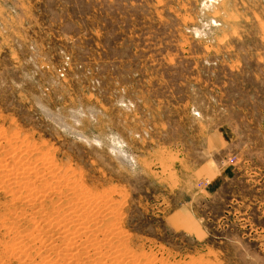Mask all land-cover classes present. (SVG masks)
Listing matches in <instances>:
<instances>
[{
    "label": "rangeland",
    "instance_id": "1",
    "mask_svg": "<svg viewBox=\"0 0 264 264\" xmlns=\"http://www.w3.org/2000/svg\"><path fill=\"white\" fill-rule=\"evenodd\" d=\"M0 159V264H264V0H0Z\"/></svg>",
    "mask_w": 264,
    "mask_h": 264
},
{
    "label": "bare ground",
    "instance_id": "2",
    "mask_svg": "<svg viewBox=\"0 0 264 264\" xmlns=\"http://www.w3.org/2000/svg\"><path fill=\"white\" fill-rule=\"evenodd\" d=\"M12 149H13V148H12ZM14 157H15V156H14ZM1 159H2V158H1ZM1 159H0V160H1ZM6 160H7V159H6ZM19 160H20V159H19ZM1 161H2V160H1ZM3 161H4V160H3ZM3 161H2V162H3ZM42 161H43V160H42ZM30 162H31V161H30ZM3 163H4V162H3ZM3 163H2V165H3ZM17 163H18V162H17ZM19 163H21V162H19ZM19 163H18V164H19ZM33 163H34V162H33ZM33 163H32V164H33ZM45 163H46V162H45ZM45 163H44V164H45ZM22 164H23V163H22ZM24 164H25V162H24ZM40 164H41V163H40ZM6 165H7V164H5V167H6ZM3 166H4V165H3ZM3 166H1V167L3 168ZM24 166H25V165H24ZM30 166H31V167H30ZM30 166H28V168H29V167L32 168L33 165H30ZM44 166H45V165H44ZM10 167H11V166H10ZM13 167H14V166H13ZM19 167H20V166H19ZM19 167H17V168H19ZM55 167H56V166H55ZM2 168H1V170H2ZM21 168H22V167H21ZM21 168H20V169H21ZM34 168H35V167H34ZM11 169H13V168H11ZM23 169H24V168H23ZM46 169H47V167H46ZM3 170H4V168H3ZM9 170H10V169H9ZM9 170H7V171H9ZM28 170H29V169H28ZM30 170H31V169H30ZM43 170H44V169H43ZM13 171H15V170H13ZM34 171H35V169H34ZM40 171H41V170H39V172H40ZM54 171H55V170H53V172H54ZM37 172H38V171H37ZM53 172H52V174H53ZM67 172H68V171H67ZM15 173H16V172H15ZM49 173H50V171H49ZM65 173H66V172H65ZM0 174H1V173H0ZM11 174H12V173H11ZM13 174H14V173H13ZM13 174H12V175H13ZM17 174H18V173H17ZM19 174H21V172H20ZM25 174H26V173H25ZM40 174L42 175V173H40ZM45 174H47V172H46ZM54 174H55V173H54ZM57 174H59V173H57ZM63 174H64V173H63ZM12 175H11V176H12ZM41 175H40V176H41ZM3 176H4V175H3ZM5 176H6V175H5ZM23 176L26 177V175H23ZM27 176H28V175H27ZM35 176H36V175H35ZM43 176H44V173H43ZM51 176H52V175H51ZM54 176H55V175H54ZM54 176H52V177H54ZM56 176H57V175H56ZM56 176H55V177H56ZM17 177H18V176H17ZM17 177H16V179H17ZM32 177H33V176H32ZM37 177H38V176H37ZM66 177H67V175H66ZM0 178H1V177H0ZM18 178H19V177H18ZM33 178H34V177H33ZM33 178H32V179H33ZM48 178H49V177H48ZM58 178H59V176H58ZM9 179L11 180L12 178H9ZM21 179H23V178H21ZM21 179H19V181H16V183H17V182H20ZM25 179H26V178H25ZM14 180H15V178H14ZM51 180H52V178H51ZM51 180H49V181H51ZM56 180H57V179L55 178V181H56ZM66 180H67V179H66ZM7 181H8V180H7ZM55 181H54V182H55ZM57 181H60V180H57ZM63 181H65V179L62 180V183H63ZM27 182H28V180L25 181V184H26ZM30 182H31V181H30ZM33 182H34V181H33ZM33 182H32V183H33ZM47 182H48V181H47ZM47 182H46V183H47ZM11 183H12V181H11ZM20 183H21V184L23 183L22 180H21ZM20 183H19V184H20ZM32 183H29V184H32ZM42 183H43V182H42ZM60 183H61V182H60ZM62 183H61V185H62ZM70 183H71V182H70ZM14 184H15V183H14ZM21 184H20V185H21ZM23 184H24V183H23ZM29 184H28V185H29ZM33 184H34V183H33ZM43 184H44V183H43ZM51 184L53 185V183H51ZM54 184H55V183H54ZM57 184H58V182H57ZM66 184H67V183H66ZM28 185H27V187H28ZM38 185H39V184H38ZM52 185H51V186H52ZM55 185H56V184H55ZM72 185H73V183H72ZM7 186H8V185H7ZM24 186H25V185H23V187H24ZM32 186H33V185H31L30 188H31ZM82 186H83V185H82ZM2 187H3V186H2ZM27 187H25V188H27ZM39 187H40V186H39ZM46 187H47V186H46ZM49 187H50V186H49ZM79 187H80V186H79ZM21 188H22V185H21ZM30 188H28L29 191H30ZM55 188H56V186H55ZM28 189H27V190H28ZM42 189H44V188H42ZM50 189H51V187H50ZM53 189H54V188H53ZM68 189H69V188H68ZM27 190H26V191H27ZM33 190H35V189H33ZM17 191H18V190H17ZM17 191L13 192V194H15ZM36 191H37V188H36ZM60 191H61V190H60ZM60 191H59V192H60ZM40 192H41V191H40ZM37 193H38V192H37ZM29 194H31L32 197H33V193L30 192ZM29 194H28V195H29ZM62 194H63V192H62ZM78 194H79V193H78ZM82 194H83V193H82ZM31 195H30V196H31ZM108 195H109V194H108ZM21 196H22V195H21ZM25 196H26V194H24L23 198H24ZM34 196H37V195L35 194ZM83 196H84V195H83ZM19 197H20V196H19ZM26 197H27V196H26ZM37 197H39V196H37ZM75 197H76V196H75ZM75 197H74V198H75ZM12 198H13V196H12ZM16 198H17V197H16ZM79 198H80V197H79ZM82 198H83V197H82ZM33 199H36V198L33 197ZM37 199H38V198H37ZM59 199H60V198H59ZM30 200H31V199H30ZM30 200L28 199V201H30ZM81 200H82V199H81ZM32 201H33V200H32ZM69 202H70V201H69ZM71 202H72V200H71ZM78 202L80 203L81 201H78ZM82 202H83V201H82ZM106 202H107V201H106ZM74 203L76 204L77 202H74ZM84 203H85V202H84ZM84 203H83V204H84ZM66 204H67V203H66ZM70 204H71V203H70ZM71 205H72V207H73V204H71ZM74 206H75V205H74ZM97 206H98V205H97ZM106 206H107V205H106ZM106 206H105V207H106ZM77 207H78V205H77ZM77 207H76V209H77ZM80 207H83V206L80 205ZM66 208H68V207H65V211H66ZM43 209H44V208H43ZM78 209H80V208L78 207ZM78 209H77V210H78ZM92 209H93V208H92ZM74 210H75V207H74ZM74 210H73V211H74ZM77 210H76V211H77ZM83 210H84V209H83ZM111 210H112V209H111ZM65 211H63L64 214L67 213V211H66V212H65ZM70 211H71L70 213H72V210H70ZM80 211H81V210H80ZM56 213H57V212H56ZM75 213H76V212H75ZM75 213H74V216L76 215ZM81 213H82V212H81ZM81 213L79 212V214L76 215V216H78V218L76 217V219H74V217H70V218H67V217L65 218V217H64V219H65L66 221H65V220H62V222H61L60 224L57 223L58 221H60V220L57 219V220H56V221H57V222H56V225H60V226L62 225V228H63L62 230H63L64 232L69 233V234H70V232L73 231V229H72L73 227H75V229H74L75 233L77 232L76 229L81 230V229H88V228H90V227L88 226V224H87V225L85 224V223H87L86 221L81 220V219L83 218V216L80 215ZM88 213H89V212H88ZM101 213H102V212H101ZM90 214H91V213H90ZM95 214H96V212H95ZM109 214H110V213H109ZM51 215H52V214H51ZM82 215H83V214H82ZM91 215H93V214H91ZM63 216H64V215H63ZM63 216H62V217H63ZM65 216H66V215H65ZM93 216H94V215H93ZM58 217H60V216L58 215ZM80 218H81V219H80ZM85 218H87V217H85ZM89 218H90V216H89ZM54 219H55V218H54ZM62 219H63V218H62ZM79 219H80L81 221H80ZM90 219H92V218H90ZM94 219H95V218H94ZM49 221H50V220H49ZM91 221H92V220H91ZM91 221L89 220V222H91ZM93 221H94V220H93ZM33 222H34V221H33ZM70 222H75L76 224H73V225L71 226V225L69 224ZM89 222H88V223H89ZM37 223H38V221H37ZM50 223H51V221H50ZM2 224H3V223H2ZM48 224H49V223H48ZM54 225H55V224H54ZM94 225H95V223H94ZM5 226H6V225H5ZM60 226H59V227H60ZM76 226H77V227H76ZM107 226H108V225H107ZM111 226H112V225H110V227H111ZM51 227H52V226H51ZM108 227H109V226H108ZM112 227H113V226H112ZM32 228H33V227H32ZM35 228H36V227H35ZM35 228H34V230H35ZM114 228H115V227H114ZM103 229H104V227H103ZM106 229H107V228H106ZM62 230H61V232H63ZM70 230H71V231H70ZM79 230H78V231H79ZM100 230H101V228H100ZM100 230H99V231H100ZM109 230H110V229H109ZM109 230H108V231H109ZM115 230H116V229H115ZM74 231H73V233H74ZM101 231H102V230H101ZM105 231H106V230H105ZM120 231H121V230H120ZM31 232H32V231H31ZM34 232H35V231H34ZM86 232H88V231H86ZM94 232H95V231H94ZM110 232L112 233L111 230H110ZM95 233H96V232H95ZM106 233H107V231H106ZM116 233H117V232H116ZM92 234H93V233H92ZM29 235H30V234H29ZM32 235H33V234H32ZM72 235H73V234H72ZM80 235H81V234H80ZM80 235H79V238L81 237ZM101 235H102V233H101L99 236H101ZM110 235H111V234H110ZM110 235L108 236V234H106L107 237L111 238ZM116 235H117V234H116ZM118 235H119V234H118ZM82 236H83V235H82ZM85 236H87V235H85ZM102 236H103V235H102ZM102 236H101V237H102ZM104 236H105V234H104ZM112 236H113V235H112ZM114 236H115V233H114ZM75 237H76V236H75ZM92 237H93V236H92ZM123 237H124V236H123ZM35 238H36V237H35ZM66 238H67V237H66ZM86 238H87V237H85V239H86ZM103 238H104V237H103ZM103 238H102V239H103ZM109 238H108V239H109ZM112 238H115V237H112ZM67 239H68V238H67ZM71 239H73V238H71ZM89 239H90V237H89ZM89 239H88V241H89ZM98 239H99V238H97L96 241H98ZM43 240H45V239H43ZM69 240H70V239H69ZM75 240H77V238L74 239V241H75ZM91 240H92V239H91ZM72 241H73V240H72ZM72 241H71V243H72ZM78 241H79V240H78ZM100 241H101V240H100ZM67 242H69V241H67ZM67 242H65V244H66ZM90 242H92V241H90ZM107 242H108V240H106V243H107ZM109 242L111 243V241H109ZM20 243H21V242H20ZM63 243H64V242H63ZM84 243H85V242H84ZM95 243H96V242H95ZM103 243H104V242H103ZM67 244H68V243H67ZM72 244H73V243H72ZM72 244H71V245H72ZM108 244H109V243H108ZM115 244H116V243H115ZM68 245H69V244H68ZM71 245H70V246H71ZM96 245H97V244H96ZM109 245H110V244H109ZM26 246H27V245H26ZM68 247H69V246H67V248H68ZM72 247H73V246H72ZM85 247H86V246H85ZM97 247H98V246H97ZM111 247H112V246H111ZM113 247H114V246H113ZM113 247H112V248H113ZM119 247H120V246H119ZM65 248H66V247H65ZM70 248H71V247H70ZM87 248H88V246H87ZM106 248H107V247H106ZM117 248H118V247H117ZM68 249H69V248H68ZM85 249H86V248H85ZM96 249H97V248H96ZM29 250H30V249H29ZM90 250H91V249H90ZM90 250H89V251H90ZM99 250H100V249H99ZM19 251H20V250H19ZM96 251H98V249H97ZM114 251H115V250H114ZM114 251H113V252H114ZM118 252H119V251H118ZM18 253H19V252H18ZM77 253H78V252H77ZM79 253H80V252H79ZM93 253H99V252H95V251H94ZM108 253H109V252H108ZM29 254H30V253H29ZM61 254H62V253H61ZM66 254H67V253H66ZM75 254H76V253H75ZM86 254H87V252H85L84 255H86ZM76 255H77V254H76ZM76 255H75V256H76ZM98 255H99V254H98ZM113 255H114V253L112 254V256H113ZM69 256H70V255H69ZM44 257H45V256H44ZM70 257H71V256H70ZM85 257H86V256H85ZM116 257H119V255L116 256ZM47 258H48V257H47ZM73 258H74V257H73ZM69 259H70V258H69ZM69 259H67V260H69ZM112 259H113V258H112ZM137 259H138V258H137ZM156 259H157V258H156ZM71 260H72V258H71ZM107 260H108V259H107ZM118 260H119V258H118ZM94 261H95V260H94ZM94 261L91 262L90 264L94 263ZM100 261H101V259L99 260V262H100ZM111 261H112V263L115 262V261L113 262V260H111ZM116 261H117V258H116ZM147 261H148V260H147ZM49 262H50V261H49ZM70 262H71V261H70ZM72 262H73V260H72ZM72 262H71V264H72ZM131 262H132V261H131ZM47 263H48V261H47ZM55 263H58V262H55ZM55 263H52V264H55ZM117 263H119V262H117ZM117 263H116V264H117ZM128 263H130V262H128ZM135 263H136V262H135ZM147 263H148V262H147ZM58 264H59V263H58ZM94 264H95V263H94ZM102 264H103V263H102ZM104 264H105V262H104ZM121 264H123V263H121ZM148 264H149V263H148ZM154 264H155V263H154Z\"/></svg>",
    "mask_w": 264,
    "mask_h": 264
}]
</instances>
